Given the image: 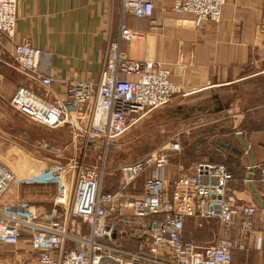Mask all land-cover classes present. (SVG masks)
Segmentation results:
<instances>
[{
	"label": "built area",
	"instance_id": "2783aa9c",
	"mask_svg": "<svg viewBox=\"0 0 264 264\" xmlns=\"http://www.w3.org/2000/svg\"><path fill=\"white\" fill-rule=\"evenodd\" d=\"M227 1L172 0L171 10L190 16L196 28L205 22L218 27ZM155 2L120 0L119 36L109 43L99 80H71L63 94L53 89L56 71L51 51L29 40L14 47L13 62L5 60L0 51V62L28 82L17 88L11 107L45 127L69 129L78 142L109 143L138 123L146 109L165 105L177 90L170 66L157 60L132 59L122 47L146 36L144 31L128 27L126 16L152 17ZM18 3L0 0V40L15 35ZM180 151L178 142H169L122 165L115 190L107 188L102 165H87L76 156L63 168L28 179L57 183L51 216L40 219L29 204L22 205V214L1 210L0 244L18 245L28 232V243L41 264H231L237 252H247L251 246L261 250L264 233L256 223L257 207L235 204L230 195L233 173L222 163L196 162L185 173L178 165L171 176L172 156ZM139 178H144L143 191L131 194L129 190ZM19 183L15 172L0 163V199ZM261 184L264 187V169ZM111 218L122 219L126 229ZM189 218L217 220V240L200 245L184 239ZM69 220L86 224L88 231L75 233ZM133 238L136 246L130 250L124 242ZM69 241L75 245L66 248Z\"/></svg>",
	"mask_w": 264,
	"mask_h": 264
},
{
	"label": "crops",
	"instance_id": "0c3cea01",
	"mask_svg": "<svg viewBox=\"0 0 264 264\" xmlns=\"http://www.w3.org/2000/svg\"><path fill=\"white\" fill-rule=\"evenodd\" d=\"M171 7L172 0H156L152 17L135 19L131 15L126 16L125 24L128 27L146 33L142 39L123 43L122 47L129 57L168 64L171 68V80L177 88L174 99L180 100V105L195 107L197 110L206 105V110L211 102H227L232 99L229 104L231 107L241 95L251 98L252 94L247 95L243 92L244 88L239 89L236 86L264 75V0H228L218 27L211 22H205L201 27L195 28L190 16L175 14ZM169 8L171 12H168ZM167 12L170 14L167 15ZM120 24V0H19L15 35L12 38L2 36L0 51L10 55L14 47L25 40L31 41L36 47L51 51L56 71L53 89L58 94H63L71 80H99L109 43L118 39ZM3 64H0V68L5 67L6 70L8 66ZM2 72L4 71L0 70ZM257 96L262 97L264 94ZM4 101L6 100L0 98L3 108ZM260 103L262 104L252 110L258 123L264 122V101ZM66 130L68 129L60 132ZM238 132L242 133L253 149L256 166L261 167L262 172L264 126L250 134L242 129ZM234 134L237 137V132L232 136ZM236 137L237 144L233 145L240 148L242 145ZM229 140L228 142H234L231 138ZM6 146V130L0 127V158ZM225 153L229 154L226 151ZM242 153L235 155L242 157ZM248 159L250 160L249 157ZM26 163L27 167L32 168L27 177L32 178L41 166H38V160L29 159ZM177 166H174V172ZM170 172L171 169L169 174ZM15 174L20 183L13 184L2 196L0 211L22 214V205L29 204L34 207L40 219L47 220L55 206V186L25 182L19 171ZM240 180L233 181L231 198L237 206L256 205V223L264 233V187L262 184L257 186L250 176ZM111 220L118 222L123 230L126 229L122 219ZM199 220H187L184 239L193 241L197 237L202 224ZM74 225L69 220L68 226L75 233L88 231V226L84 223ZM29 236L25 232L19 244L28 243ZM199 244L207 245L203 241ZM74 245L69 241L66 248ZM5 246L9 245L0 244V247ZM247 252L258 253L264 263V245L261 250L251 246ZM247 252H237L235 256ZM27 264L41 263L36 257L28 260Z\"/></svg>",
	"mask_w": 264,
	"mask_h": 264
},
{
	"label": "rangeland",
	"instance_id": "374dc122",
	"mask_svg": "<svg viewBox=\"0 0 264 264\" xmlns=\"http://www.w3.org/2000/svg\"><path fill=\"white\" fill-rule=\"evenodd\" d=\"M168 12H171L170 8ZM168 12L167 15L170 14ZM2 55L8 62H13L11 55L4 53ZM0 64L3 63L0 62ZM4 69L0 68L1 71H4L0 73L2 75L0 78V98L6 100L4 107L10 117L7 120L6 128L7 146L5 151L1 153L0 163L14 172L19 171L25 182L30 179L27 176H29L28 172L32 170V168L27 167L26 160H38V166L40 165L41 168L33 177H39L52 170L67 166L76 156L78 159L84 160L87 165H99V167L102 165L105 170L104 181L107 188L115 190L118 187L122 165L134 162L166 146L169 142H178L181 151L172 156V163L173 166L182 165L181 173L189 172L196 162H217L224 164L233 173L234 182L251 176L256 185L261 186V167L258 168L255 163L253 170H250L249 156L243 146L240 147L243 150L242 157H237L233 152L225 153L224 148L218 146L217 141L228 142L231 138L235 144L236 134L234 137L232 136L233 133L242 129L250 134L264 126L263 121L258 123L254 119L255 115L252 111L257 105L262 104L260 102L264 101V96L260 97L252 93L253 96L249 98L241 95L231 107L216 112L215 108L219 106L220 102H211L208 109L197 110L195 107L180 105V100H175L173 95L165 105L146 109V115L113 142L114 150L105 151L76 146L69 142L71 141L70 136L61 134L60 131L66 128H48L30 121L20 112L15 111L10 105V99L21 83L28 84V82L13 68L8 66L6 70ZM236 87L244 88V91L264 90V75ZM254 96L256 97L254 98ZM179 105L180 107H178ZM231 126L234 132L229 131ZM19 127L26 128L27 133L30 134L29 137L23 134ZM47 136L48 139L50 137L52 140L62 139L55 146V150H47L38 145L40 139ZM251 150L253 155V149L251 148ZM173 166L171 167V176L174 173ZM47 184L55 186L56 194L57 183L49 182ZM143 185L144 178H139L129 190L130 193L140 194L143 191ZM199 221L202 222L201 229H198L197 237L192 240L197 243H201V241L207 244L214 243L219 237V222L217 220L213 222ZM124 245L133 250L136 241L134 238L129 239L124 242ZM36 257L37 252L29 243L0 247V264H8L7 262L9 264H27L28 260ZM262 260L258 253L247 252L243 255H236L231 264H264Z\"/></svg>",
	"mask_w": 264,
	"mask_h": 264
},
{
	"label": "water",
	"instance_id": "95a60500",
	"mask_svg": "<svg viewBox=\"0 0 264 264\" xmlns=\"http://www.w3.org/2000/svg\"><path fill=\"white\" fill-rule=\"evenodd\" d=\"M244 93H246V94H252V93H254V94H262L263 93L264 94V90H253V91L252 90H248V91H244ZM231 101H232V99L227 101V102H220L219 106L215 109V111H222V110H224V108H228L229 104L231 103ZM203 108H207V106L204 105ZM9 117H10V115L8 114L7 110L0 105V127L1 128H4L6 130V128H7V120H8ZM19 129H20V131L23 134H25L26 136L29 137L30 134L27 133L26 128L19 127ZM61 134L65 135V136H67V135L70 136L71 137V141H69V142H72V143L76 142L77 145L87 146V147H90V148H93V149H102V150H105V151L114 150L115 147H114V143L113 142L117 139L116 138V139L112 140L109 143H105L103 141L94 140V139L81 140V141L78 142V141L75 140V138L73 137L72 132L70 130L62 131ZM237 138H238L239 142L241 143V145L243 146L245 152L247 153V155L250 158V170L252 171L254 166H255V162H254V158H253V155H252L251 147L248 144V142L244 139V137H243L241 132H237ZM60 141H62L61 138L52 140V139H48L47 137H45V138L42 137L40 139V143L39 144L37 143V144L41 148H45V149H48V150H55V146L57 144H59ZM217 142L222 148L225 149L226 152H233V153H235L237 155H240L243 152V150H241L237 146H234L232 142H222V141H219V140ZM250 179H252L251 176H250Z\"/></svg>",
	"mask_w": 264,
	"mask_h": 264
},
{
	"label": "trees",
	"instance_id": "16d2710c",
	"mask_svg": "<svg viewBox=\"0 0 264 264\" xmlns=\"http://www.w3.org/2000/svg\"><path fill=\"white\" fill-rule=\"evenodd\" d=\"M246 116L248 117V115H246ZM229 131L234 132V130H232V126H231ZM231 132H229V133H231ZM217 144H218V142H217ZM218 146H220V145L218 144Z\"/></svg>",
	"mask_w": 264,
	"mask_h": 264
}]
</instances>
